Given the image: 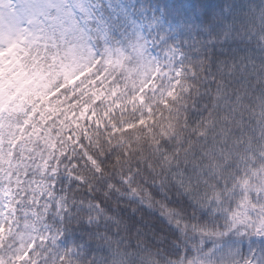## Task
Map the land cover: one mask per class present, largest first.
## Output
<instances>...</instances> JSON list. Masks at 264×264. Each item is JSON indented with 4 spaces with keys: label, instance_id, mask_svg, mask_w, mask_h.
<instances>
[{
    "label": "snow or ice",
    "instance_id": "1",
    "mask_svg": "<svg viewBox=\"0 0 264 264\" xmlns=\"http://www.w3.org/2000/svg\"><path fill=\"white\" fill-rule=\"evenodd\" d=\"M8 8L0 67L51 75L0 112V264H154L142 237L130 251L110 225L84 224L115 219L108 210L121 196L181 233L169 264H264V4L198 0L189 9L216 33L209 44L222 33L244 46L215 70L217 54L201 41L93 36L73 15L87 17L82 3Z\"/></svg>",
    "mask_w": 264,
    "mask_h": 264
},
{
    "label": "trees",
    "instance_id": "2",
    "mask_svg": "<svg viewBox=\"0 0 264 264\" xmlns=\"http://www.w3.org/2000/svg\"><path fill=\"white\" fill-rule=\"evenodd\" d=\"M83 1L88 15L86 18L82 16V20L79 18L78 12L75 11V18L93 36L98 30H103L107 32L114 42H124L136 32H143L145 35H148L149 32L153 35L164 33L172 37L169 43L175 41L185 48H187V45L184 44V41H201L217 54L211 65L213 70H215L221 60L231 62L245 55L243 44L224 38L222 33H220V39L213 40L210 44L208 43L211 36L216 35V33L212 31L211 25L203 17L197 18L191 15L189 11L198 0ZM233 2L257 7L264 4V0H233ZM174 20L178 22L180 28H186L187 30L181 34L172 29L170 25H172ZM46 27L48 26L45 25ZM153 55L163 57L164 53L160 48H157ZM187 55L192 59H197L195 52L190 51ZM21 68L24 74L29 79H32V85L29 87L25 98L30 94L36 93L39 89L50 86L48 76L51 73H46L42 66L40 69H35L31 76H28L22 66ZM18 88L20 89V87ZM196 100L199 102L201 98L197 97ZM203 102H207V97L203 98ZM191 115L196 116L197 113L192 112ZM11 131V128H7V132L10 133ZM67 179V177H61L60 184L65 187L75 188L76 185L74 183L71 185L66 183ZM152 194L156 199H161V193L158 190L153 191ZM120 200L121 203L118 208L113 205L108 210L109 216L115 217V219L105 220L101 218L95 224H89L85 220L86 228L104 233L107 226L110 225L111 232L109 234L115 235L119 233L117 238H125V243H130V251L136 249V237L140 236L144 241L142 248L158 251L166 258H174L178 251L176 248L177 242L183 241L181 233L173 229L171 225H168L158 211L148 207L145 203H141L135 197L121 196ZM73 211H75V208H73ZM117 221L121 226L120 228L117 227ZM87 239L88 236H85V240ZM208 247H211L210 242ZM189 252L194 254L191 248H189Z\"/></svg>",
    "mask_w": 264,
    "mask_h": 264
},
{
    "label": "rangeland",
    "instance_id": "3",
    "mask_svg": "<svg viewBox=\"0 0 264 264\" xmlns=\"http://www.w3.org/2000/svg\"><path fill=\"white\" fill-rule=\"evenodd\" d=\"M21 0H0V12L8 11V6L11 4H18ZM35 4H46L50 0H32ZM58 2L74 5V4H84L83 0H58ZM69 11L72 12V8H69ZM75 11L79 13L77 8ZM75 16V12H73ZM82 15H79L81 18ZM83 20V19H82ZM40 28H45V24L39 22ZM50 27L49 25H46ZM25 74L22 68H18L17 71H13L12 68L0 67V112L5 111V109H13V101H16L17 95L23 93L24 96L28 94L29 87L32 85V79H29ZM20 87V89L18 88ZM18 88V89H17ZM0 127H5V125L0 124Z\"/></svg>",
    "mask_w": 264,
    "mask_h": 264
},
{
    "label": "clouds",
    "instance_id": "4",
    "mask_svg": "<svg viewBox=\"0 0 264 264\" xmlns=\"http://www.w3.org/2000/svg\"><path fill=\"white\" fill-rule=\"evenodd\" d=\"M153 255L154 264H169L168 258L159 253L158 251H151Z\"/></svg>",
    "mask_w": 264,
    "mask_h": 264
}]
</instances>
